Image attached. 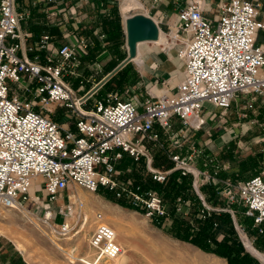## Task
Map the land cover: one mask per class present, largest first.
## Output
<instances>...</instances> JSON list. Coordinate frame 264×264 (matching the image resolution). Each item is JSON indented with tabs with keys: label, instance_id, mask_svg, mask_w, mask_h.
<instances>
[{
	"label": "built area",
	"instance_id": "built-area-1",
	"mask_svg": "<svg viewBox=\"0 0 264 264\" xmlns=\"http://www.w3.org/2000/svg\"><path fill=\"white\" fill-rule=\"evenodd\" d=\"M56 1L35 3L49 8ZM258 15L255 0H226L213 21L204 14L200 1L192 0L177 13V24L164 33L167 42L162 49L178 46L176 55L184 66V77L176 87L144 102L109 93L87 107L94 91L76 94L66 77L74 73L88 40L63 43L53 53L47 49L49 35H43L38 47L46 51L44 62L38 56L27 59L20 50L29 33L21 31L20 24L29 18V11L19 9L17 0H0V212L36 203L34 193L42 191L50 203L63 204L46 207L42 222L57 236H74L78 225L57 222L55 217L71 212L73 206L68 197L63 203V192L78 186L91 192L116 190L117 196H127L144 208L147 216L162 214L165 208L154 191L143 196L131 188L130 181L118 179L119 161L143 159L157 182L174 170L183 176L191 174L194 190L208 210L216 208L206 203L200 188L219 186L222 196L230 203H241L243 214L264 233V170L233 185L229 178L218 177V165L212 172L198 167L195 159L201 150L187 147L182 154L178 148L185 140L168 147L172 167L167 170L153 165L146 145L158 144L161 133L185 139L190 129H201L206 123L202 114L206 104L225 110L239 95L264 97V47L257 42L264 19ZM11 83L21 88L20 93L12 90ZM57 108L73 120L74 129L54 120ZM173 119L181 125L176 131ZM77 203V221L81 222L83 204ZM177 212H182L181 206ZM89 244L109 260L123 253L117 233L104 223L92 231Z\"/></svg>",
	"mask_w": 264,
	"mask_h": 264
},
{
	"label": "rangeland",
	"instance_id": "rangeland-1",
	"mask_svg": "<svg viewBox=\"0 0 264 264\" xmlns=\"http://www.w3.org/2000/svg\"><path fill=\"white\" fill-rule=\"evenodd\" d=\"M20 1L21 0H18L17 4H19ZM116 1L118 2V6L120 9L122 0ZM141 11H144V8L137 10L135 13ZM260 13H262L261 9H259V15ZM120 16L121 21H123L121 12ZM160 27L163 31H165L163 26ZM78 31L79 28L75 30V34L78 33ZM81 32L77 35V39L84 38L88 40L91 38H86L88 34ZM80 35L82 37H80ZM260 40L264 41V32H261ZM119 41L120 42L116 46H114V43H112L110 40L109 34L105 32L104 36L101 35L100 37L102 51H104V54L102 56L96 55L93 57L90 53L89 44L86 48V52L78 56V65L75 68L74 73L69 74L66 77L67 82L72 87V89L76 91V94L87 92V90L91 88L89 86V83L93 79H95V83L97 84L98 82H102L103 79H105V81H103V83L105 84L126 65H121L128 55L126 36L123 30L119 35ZM58 42L61 43L65 41H60L59 39ZM139 43L141 44L140 47H143L144 55H146L147 53L149 54L159 51L160 49H162L163 45L160 44L157 45L158 47H155L150 42ZM119 58H122V60L120 62H117ZM128 63H131L134 69L137 71L138 81L130 86H126L125 89L121 91L118 89L106 90L104 87L103 89L107 91V94L115 93L123 99L132 98L144 102L153 99L152 96L160 95L162 93L160 91L162 89V86L157 87L159 83H162V85H168V83H166L164 79L160 81L157 77L152 81L146 80L144 78L145 73L142 72V65H139L135 62ZM96 64H99V66H97ZM112 68L116 70L113 72L111 70ZM11 84L12 90H16V92L20 93L21 88H19L17 84ZM104 84L102 85V87L104 86ZM102 87L100 89H102ZM99 91L94 94V96L89 100V102L87 103V107H90L93 101L98 99L97 94H100ZM209 107L210 105L206 104L204 105L203 110L208 109ZM209 110L211 112L209 121L206 122L201 129H190L185 139H183V137L180 135L177 136V138L170 139L169 135L161 133L160 142L158 144L147 143L146 145L152 155V160L154 155H156L158 161L162 163L164 168V166H167L170 161L168 157V147L177 143H182L185 140L182 148H178V150L182 154L186 153V150H188L187 147H194L195 149L201 150V153L195 159L198 167L212 172L214 165H218L219 172H224L226 174V178H229L233 185H238L241 181L254 175L260 174V172L264 170V97L254 94L239 95L235 100L232 101L229 108L225 110L210 108ZM53 118L61 124L68 123L69 126L74 129L73 120L66 118L63 108H57L53 113ZM173 128L176 131L181 128V125L175 124L173 125ZM137 163H134L127 158L119 161L117 163V167L119 170L118 179L120 181H125L135 167L136 169H140L141 171H143V168L141 166L146 167L145 160L142 159ZM256 170L257 173L254 174ZM73 191L76 195L78 194V191L84 192L86 195H88L90 201L93 202H97V200H104L112 205H119L107 198L104 194L101 193V191L91 192L82 187L76 186L74 189L70 187L63 192L66 198L63 203H67L68 197L73 206V210L77 209L78 204V199H72L71 197V193ZM34 194L37 197L36 203L29 201L23 208L2 209L0 212V227H9L8 229H13L12 231H15L21 236V241L24 244V249L21 251L28 259H30L34 264H89L85 263L82 258H86L92 263L99 262V264H117V262L101 256L99 252L89 244V237L99 223L109 225L115 230L116 233H118L117 228L120 227L121 229V226H125L123 222L115 217L114 210H106L105 207H102L98 204L93 205L94 207L92 209H87L89 221L83 232L78 234L75 237L76 239L74 238L75 245L72 244V247L76 246L77 249L73 253V256L75 257L73 259L66 253L70 252L71 245H67L63 240H58L57 238L61 239L63 237L55 235L41 220L42 212L46 207L54 206L57 208L62 206L63 204H60V201H58L60 205L58 203H50L44 197L42 191H36V193ZM109 195L113 196L114 193L111 192L109 193ZM206 203L214 208H222L220 204L214 205L212 203H208L207 201ZM235 203L238 208V213L236 216H242V204L239 202ZM121 207L126 210V213L123 214H126L127 217L133 219L139 225L144 224L148 230L153 232L161 240L168 243V247H163L153 251L146 242L139 240V235L135 231H133L135 232L133 234L131 230L130 232H128L127 230L125 231L127 227H123L121 231L124 241L122 242L121 240H119L118 234L117 239L123 249V254H126L128 256L127 261H125L124 264H151L149 260H151L153 264H192L191 259L195 258L197 254L209 264H211L212 262L228 264L225 258L219 257L213 253L205 252L188 242L171 237L169 234L154 226L151 222V217L147 216L146 214L123 206ZM127 210L135 211L136 213H128ZM68 214L69 213H67L66 215L57 214L55 220L57 222H61L64 220L71 226H77L79 223L84 221V218L81 219V222L77 221V216H75L74 221L68 222ZM236 216L235 218L238 221V217ZM4 217L8 218L4 219ZM31 220L33 221L31 222ZM235 224L238 235L246 251L249 252V254L254 257L260 264H264L262 260H260L247 248L241 235L242 232L257 251L264 253V250L258 249L253 244L252 237L254 236L251 230L252 227L244 229L240 226H237L238 222L235 221ZM51 239H54V241L58 240L59 243H62L61 245H63V248L66 252L56 248V246L53 245ZM140 241L142 242V244ZM79 242L82 243L79 244ZM134 245L139 247L140 254L137 256L133 255L132 246ZM182 248H184V251H182ZM178 249H180V251ZM194 253L196 254L194 255ZM180 255L187 257L186 259L182 260L180 259ZM152 258H154L155 260Z\"/></svg>",
	"mask_w": 264,
	"mask_h": 264
},
{
	"label": "trees",
	"instance_id": "trees-1",
	"mask_svg": "<svg viewBox=\"0 0 264 264\" xmlns=\"http://www.w3.org/2000/svg\"><path fill=\"white\" fill-rule=\"evenodd\" d=\"M112 12L117 16V2L114 3ZM103 23L104 29L106 33L109 34L111 42L116 46L120 42L119 35L122 32L119 19L113 21L104 19ZM88 34L89 37H91L89 39L90 53L94 57L102 51L101 43L92 33ZM121 60L122 58H119L117 62ZM137 81V71L131 63H128L104 84L99 91L100 94H97V97L98 99H102L107 95L106 90L118 89L121 91L125 89L126 86H130ZM104 87L106 90L103 89ZM153 165L164 170L172 167V163L169 161L167 166L163 168L162 163L158 161L156 155L153 157ZM141 167L143 171L135 167L125 181H130L131 188L143 196L149 191H154L161 199L165 211L162 214L154 213L151 215V222L154 226L175 239L188 242L205 252L225 258L228 264H260L246 251L236 230L235 221L244 229L252 227L251 230L254 236L252 237L253 244L261 250H264V233H260L258 229L253 226V220L243 214V208V215L239 217L236 216L238 213L236 203L228 202V200L222 196L219 186L204 184L200 188L208 203L214 205L220 204L222 207L216 208L215 210H208L204 206L200 196L194 190L193 176L191 174L183 176L178 170H174L166 176L163 182H157L152 179L145 166ZM256 173L257 170L254 174ZM218 177L225 179L226 174L220 171ZM98 191H101L107 198L123 207L141 213L146 212L140 205H135L129 197L117 196L116 190L99 188ZM111 192L114 193L113 196L109 195ZM178 206L182 208L181 213L177 212ZM167 208H169V210H166ZM235 216L238 217V221Z\"/></svg>",
	"mask_w": 264,
	"mask_h": 264
},
{
	"label": "crops",
	"instance_id": "crops-1",
	"mask_svg": "<svg viewBox=\"0 0 264 264\" xmlns=\"http://www.w3.org/2000/svg\"><path fill=\"white\" fill-rule=\"evenodd\" d=\"M138 1H140L141 3V7L139 9L144 8V11H141L139 13L150 16L159 26V30L166 33L170 28L174 27V25L177 24V13L179 12V10L186 7L192 0ZM199 1L204 10V14L209 19L214 21L219 16L220 6L226 0ZM255 1L259 3V9L262 10V13H260L258 17L260 19L264 18V0ZM115 2L117 1L57 0L52 6L46 8L41 4L35 3V0H21L19 4H17V6L19 9L27 8L29 11V18L26 21L21 22L20 30L28 32L29 37L22 43L20 54L27 59H34L36 56H38L39 60L41 62H44L46 51L38 47L40 39L43 35H49L50 38L47 42V49H50L53 53L57 52V49L61 44L74 42L77 39V35L81 31V33L86 34L92 33L96 37V39L100 41L101 35L104 36V33L106 32L103 26L104 19H110L112 21L119 19L122 30L124 31L125 18L124 14L121 11V8L119 9L118 2L117 16L112 12V8ZM120 12L122 14L123 21H121L120 19ZM160 26H163L165 31H163ZM78 28L80 32L78 31V33L75 34V30ZM261 32H264V29L261 30L258 34V43L262 44L264 47V41L260 40ZM80 37L82 36L80 35ZM87 37L90 38L89 34ZM59 39L60 41L62 40L65 42L59 43ZM152 45L154 44L152 43ZM154 46L158 47L157 45ZM178 48V46H174L169 50L160 49L155 53H147L146 55H144L143 47H137V50L144 60L142 63H138L134 60L132 62L142 65V72L145 73L144 78L146 80L152 81L156 77L159 78L160 81L164 79V81L168 83V85H162V83H159L157 85V87L162 86V89L160 91L163 93L168 88L176 87L178 82H180L184 77L183 63L176 55ZM103 54L104 51H101L98 55L102 56ZM114 68L111 69L113 72L116 70ZM103 81H105V79H103ZM103 81L98 82L97 84L95 83V79H93L89 83V86L91 88L84 93L94 91L92 95L93 97L94 94H96L104 84ZM84 93H79V95H82ZM210 108L211 107L202 111L206 122H208L210 119ZM173 123L174 125L180 124L176 119H173ZM118 238L122 242L124 241L122 231H120L119 228ZM0 264L34 263L24 255V253L16 246L12 239L8 238L5 235H0Z\"/></svg>",
	"mask_w": 264,
	"mask_h": 264
},
{
	"label": "bare ground",
	"instance_id": "bare-ground-1",
	"mask_svg": "<svg viewBox=\"0 0 264 264\" xmlns=\"http://www.w3.org/2000/svg\"><path fill=\"white\" fill-rule=\"evenodd\" d=\"M141 7V3L138 1V0H122L121 2V11L122 13L124 14V18H125V21H126V18L127 16L130 14V13H134L136 12L139 8ZM142 42H150V43H153L154 45H160V44H163V45H166V42H167V39H166V36L164 34V32L160 31L159 30V36L156 40H153V41H142ZM140 43L138 44L137 43V47H140ZM134 61L138 62V63H142L143 62V57L140 55L139 51L137 50V53H136V56L135 58L133 59ZM40 180V178H37L35 180V183H37L38 181ZM36 188L35 185H33L30 189V193L33 194V190ZM75 192L73 191L71 193V197L72 199H78L80 202L83 203V206H82V211H83V216H84V221H82L81 223L78 224V227H79V230L78 232L74 235V236H66L64 238H57L58 240H63L67 245H71L70 246V252H66L63 248V245H61L62 243H59L58 240L54 241V239L52 240V243L54 246H56V248H58L59 250H62V251H65L71 258H75L73 256V253L75 252V250L77 249V247H72L74 244V240L76 239L75 237L82 233L83 230L85 229L87 223H88V211L87 209H92L95 205V204H98L102 207H105L106 210H114V214H115V217L120 220L121 222H123L125 224V226H121L123 229V227H127L125 229V231L127 230L128 232H130V230L132 231V233L134 234L135 232L139 235V240H142L143 242H146L149 247L155 251L157 249H160V248H163V247H168V243H166L165 241L161 240L158 236H156L153 232H151L150 230L147 229V227L143 224V225H139L137 224L133 219L129 218L126 216V214H123V213H126L125 209L122 208L121 206L119 205H112L110 204L109 202H106L104 200H97V202H93V201H90V198L88 197V195H86L84 192L82 191H78V194H74ZM15 211V210H14ZM128 213H136L135 211H130V210H127ZM9 216V214H8ZM25 216V215H24ZM75 216H76V209L73 210L71 208V212L68 214L67 216V221L68 222H72L74 221L75 219ZM27 217V216H26ZM8 217H4V219H7ZM108 219V218H107ZM103 220V218H102ZM101 220V222H102ZM33 220H31L32 222ZM100 222V221H99ZM105 222V221H104ZM114 222V221H113ZM123 224V225H124ZM90 227V226H89ZM119 227V226H118ZM9 228V227H8ZM6 227H0V235H5L7 236L8 238L12 239L17 247L20 249V250H23L24 249V244L23 242L21 241V236L19 234H17L15 231H12L10 229H8ZM116 229V228H115ZM118 229V228H117ZM120 229V227H119ZM120 229V231H121ZM134 229V230H133ZM135 231V232H133ZM158 233V232H157ZM118 234V233H117ZM120 235V234H119ZM241 235H242V238L244 240V243L246 244L247 248L254 254L256 255L260 260H262L264 262V253H261L259 251H257L252 245L251 243L248 241L247 237L241 232ZM79 237V236H78ZM75 238V239H74ZM138 240V239H137ZM136 240V241H137ZM63 242V243H64ZM141 242V241H140ZM82 243V242H79V244ZM142 244V242H141ZM75 245V244H74ZM78 245V244H77ZM66 246V245H65ZM170 246V245H169ZM133 248V255L134 256H137L140 254L139 252V247L134 245L132 246ZM174 248V247H172ZM180 251V249H178ZM182 251H184V248H182ZM124 253V252H123ZM121 254L118 258L114 259L113 261L117 262V264H124L125 261H127V258L128 256L126 254ZM183 254V253H182ZM196 253H194L195 255ZM154 255V254H153ZM180 259H186L187 256H183V255H180ZM154 257V256H153ZM81 259V258H80ZM154 259V258H152ZM82 260L85 262V263H89V264H99V262H96V263H92L91 261H89L88 259L86 258H82ZM149 260V259H148ZM155 260V259H154ZM189 260V259H188ZM72 261V260H71ZM76 261V260H75ZM160 261V259H159ZM181 261V260H180ZM149 262L151 264H153V262L151 260H149ZM156 262V261H154ZM187 262V261H186ZM110 263V262H109ZM191 263L192 264H209L208 262H205V260L200 257L198 254L195 258H192L191 259ZM105 264V263H103ZM211 264H220L219 262H212Z\"/></svg>",
	"mask_w": 264,
	"mask_h": 264
},
{
	"label": "water",
	"instance_id": "water-1",
	"mask_svg": "<svg viewBox=\"0 0 264 264\" xmlns=\"http://www.w3.org/2000/svg\"><path fill=\"white\" fill-rule=\"evenodd\" d=\"M124 32L128 55L121 65L133 61L137 53L138 42L153 41L158 38L159 26L150 16L137 12L126 18Z\"/></svg>",
	"mask_w": 264,
	"mask_h": 264
}]
</instances>
